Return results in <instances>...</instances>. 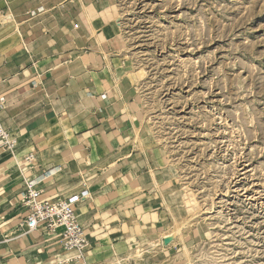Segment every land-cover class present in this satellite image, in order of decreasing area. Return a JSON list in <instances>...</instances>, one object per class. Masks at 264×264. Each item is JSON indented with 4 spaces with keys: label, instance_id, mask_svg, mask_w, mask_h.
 I'll use <instances>...</instances> for the list:
<instances>
[{
    "label": "rangeland",
    "instance_id": "374dc122",
    "mask_svg": "<svg viewBox=\"0 0 264 264\" xmlns=\"http://www.w3.org/2000/svg\"><path fill=\"white\" fill-rule=\"evenodd\" d=\"M105 1L110 32L93 50L109 52L106 61L111 55L119 78L131 83L121 143L149 158L162 212L148 234L138 228L136 257L264 264V0ZM31 154L45 164L64 155L16 148L5 162L17 159L29 178L38 164L25 162ZM7 194L0 192L3 220L17 205L19 231L23 197L1 199ZM51 237L60 248L59 236Z\"/></svg>",
    "mask_w": 264,
    "mask_h": 264
},
{
    "label": "crops",
    "instance_id": "0c3cea01",
    "mask_svg": "<svg viewBox=\"0 0 264 264\" xmlns=\"http://www.w3.org/2000/svg\"><path fill=\"white\" fill-rule=\"evenodd\" d=\"M95 1L0 0V123L18 138L19 152L64 153L49 160L50 168L34 156V175L24 178L20 162L19 170L7 164L8 151L0 147V192L8 193L1 199L22 197L25 181L49 199L87 192L76 214L89 243L79 257L42 229L22 236L13 227L20 208L13 205L4 221L0 204V264H143L134 253L137 230L148 234L162 216L149 158L139 149L131 153L134 143H121L131 83L119 78L111 55L106 61L109 52L93 50L98 42L104 46L111 15L109 2ZM96 195L104 201L96 203Z\"/></svg>",
    "mask_w": 264,
    "mask_h": 264
},
{
    "label": "built area",
    "instance_id": "2783aa9c",
    "mask_svg": "<svg viewBox=\"0 0 264 264\" xmlns=\"http://www.w3.org/2000/svg\"><path fill=\"white\" fill-rule=\"evenodd\" d=\"M17 146L18 138L0 125V147L12 153ZM32 159L33 155H29L25 162L30 163ZM36 186L32 181H25L22 195L25 215L20 220V230L23 233H33L42 229L49 234L58 235L66 252L78 253L81 257L89 243L86 231L78 221L76 208L87 192L81 197L74 196L68 200L49 199Z\"/></svg>",
    "mask_w": 264,
    "mask_h": 264
},
{
    "label": "bare ground",
    "instance_id": "6f19581e",
    "mask_svg": "<svg viewBox=\"0 0 264 264\" xmlns=\"http://www.w3.org/2000/svg\"><path fill=\"white\" fill-rule=\"evenodd\" d=\"M44 10V9H43ZM39 12V11H38ZM33 160H34V156H33V159H32V161L30 162V163H27L28 165H31V163L33 162ZM29 234H31V233H22V236H25V235H29Z\"/></svg>",
    "mask_w": 264,
    "mask_h": 264
}]
</instances>
